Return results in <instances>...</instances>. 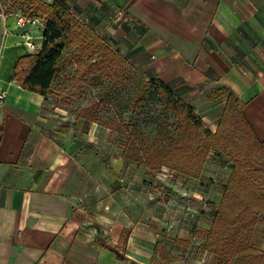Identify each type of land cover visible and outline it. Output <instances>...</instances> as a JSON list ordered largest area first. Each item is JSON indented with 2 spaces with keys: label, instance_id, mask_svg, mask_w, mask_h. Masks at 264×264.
<instances>
[{
  "label": "crops",
  "instance_id": "crops-1",
  "mask_svg": "<svg viewBox=\"0 0 264 264\" xmlns=\"http://www.w3.org/2000/svg\"><path fill=\"white\" fill-rule=\"evenodd\" d=\"M42 1L67 8L133 64L145 67L153 55L196 61L203 81L216 77L244 102L243 115L264 145V0ZM7 6L0 2V264H148L156 242L147 227L131 228L76 199L75 175L93 172L96 158L79 154L81 139L61 105L17 82V62L41 48L44 22L21 28L25 6ZM119 9L123 22L112 24ZM227 96L217 116L208 114L217 119L213 131Z\"/></svg>",
  "mask_w": 264,
  "mask_h": 264
},
{
  "label": "trees",
  "instance_id": "trees-1",
  "mask_svg": "<svg viewBox=\"0 0 264 264\" xmlns=\"http://www.w3.org/2000/svg\"><path fill=\"white\" fill-rule=\"evenodd\" d=\"M7 2V12L25 6L22 14L44 22L41 48L19 58L15 77L25 89L46 98H56L57 105H68L85 95V82L98 76L108 83L90 103L77 109L76 119L101 123L125 139L123 156L149 170L162 167L199 178L210 152L223 153L232 163V172L214 215L205 248L224 264H264V250L259 247V224L264 212V145L256 137L242 112L244 102L227 91V100L215 131L207 128L195 108L160 77L139 78L128 106L144 107L152 94L163 104L165 114L174 118L173 126L183 138L158 149L148 143L136 127L123 121H100L96 113L103 98L117 93L136 78L133 63L112 48L90 25L78 20L58 2L42 0H0ZM75 66L74 71L69 70ZM63 76L69 84L55 85ZM221 92V90L219 91ZM155 252L163 255L149 264H170V251L157 241Z\"/></svg>",
  "mask_w": 264,
  "mask_h": 264
},
{
  "label": "rangeland",
  "instance_id": "rangeland-1",
  "mask_svg": "<svg viewBox=\"0 0 264 264\" xmlns=\"http://www.w3.org/2000/svg\"><path fill=\"white\" fill-rule=\"evenodd\" d=\"M147 63L145 67L134 63V81L102 99V109L96 113L101 122L121 120L126 125L134 126L148 143L158 149L183 138L173 126V116L163 112V104L155 94L140 109L128 106L138 79L158 76L193 105L207 128H215L217 119H209L208 114L213 112L216 115L221 110L227 87L216 77L207 83L203 81L200 73L196 72V61L183 57L166 60L157 56L149 58ZM74 68L70 66L69 70L74 71ZM107 83L106 78H88L83 98L75 99L68 105L61 104L67 122L74 125L71 129L81 139L79 154L83 156L92 151L96 158V162L94 160L92 163L96 168L93 172L82 168L75 175L80 185L76 198L79 204L95 213L107 212L131 228L147 227L153 241L162 242L170 251L171 257H166L170 264H224L204 244L232 172L231 161L214 149L207 158L201 176L193 178L169 167L149 170L125 158L123 134L112 132L97 122L82 121L78 127L76 125L77 109L95 99L98 90ZM68 84L63 76L55 80V85ZM49 100L56 104L55 97L51 96ZM262 217L264 219V212ZM263 223L262 220L259 224L258 238ZM146 255L148 264L151 260L163 258L162 254L150 249Z\"/></svg>",
  "mask_w": 264,
  "mask_h": 264
},
{
  "label": "built area",
  "instance_id": "built-area-1",
  "mask_svg": "<svg viewBox=\"0 0 264 264\" xmlns=\"http://www.w3.org/2000/svg\"><path fill=\"white\" fill-rule=\"evenodd\" d=\"M110 22L112 24H121L124 19V12L122 10H117L113 15L110 16ZM40 22V19L38 17H27L23 14H19L17 17V25L21 28L26 29L29 25H34ZM28 47L30 48H36L35 44L33 41H29L26 43ZM153 58L155 57L154 55L152 56ZM6 97V92H1L0 93V100H4Z\"/></svg>",
  "mask_w": 264,
  "mask_h": 264
}]
</instances>
